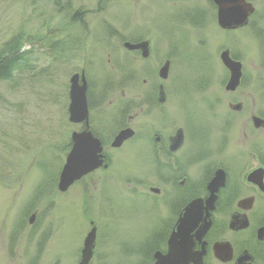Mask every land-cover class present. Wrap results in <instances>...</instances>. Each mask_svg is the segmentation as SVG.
I'll return each mask as SVG.
<instances>
[{
  "label": "rangeland",
  "instance_id": "374dc122",
  "mask_svg": "<svg viewBox=\"0 0 264 264\" xmlns=\"http://www.w3.org/2000/svg\"><path fill=\"white\" fill-rule=\"evenodd\" d=\"M247 1L255 8L247 25L222 29L211 0H0V48L16 34L22 40L11 75L0 80V264H77L92 227L91 264H140L137 250L153 243L143 242L178 214L156 161L158 144L178 128L184 143L173 158L191 159L185 177L197 193L205 162L240 182L234 202L251 194L244 176L264 160V128L251 121L264 118V0ZM132 38L147 42L148 56L122 46ZM223 50L242 66L234 91L224 89ZM81 71L106 167L60 192L70 135L83 128L67 112L69 79ZM123 128L133 136L111 147ZM198 149L203 161L193 160ZM247 214L251 224L264 219L262 198Z\"/></svg>",
  "mask_w": 264,
  "mask_h": 264
},
{
  "label": "water",
  "instance_id": "95a60500",
  "mask_svg": "<svg viewBox=\"0 0 264 264\" xmlns=\"http://www.w3.org/2000/svg\"><path fill=\"white\" fill-rule=\"evenodd\" d=\"M217 5V23L222 29H237L248 23L250 15L254 9L250 3L245 0H212ZM124 47L133 50L141 49L142 57L148 55L147 42L143 41L139 44L124 43ZM220 61L229 72V78L225 84L226 91H234L240 85L242 77V66L237 60L231 58L228 50L221 51L219 55ZM169 62L166 61L159 69L158 76L161 79L167 77ZM159 94L162 95V86H160ZM68 120L74 124H82L80 131H74L70 135V149L65 156V161L59 171L57 179V190L66 191L75 181L80 180L88 173L100 168L106 167L103 146L100 140L93 136L89 126V108L87 102V83L84 72L74 73L69 79L68 92ZM161 101V100H160ZM232 109H240L239 104L232 106ZM251 121L254 127L264 128V119L260 117H252ZM133 136L130 128L121 129L113 138L111 147L118 148L124 141ZM183 142V132L177 130L174 137L171 138L169 146L170 151L177 150ZM246 181L256 185L264 192V169L258 167L250 171L246 176ZM225 173L222 169H217L213 178L208 183L209 197L206 200L207 206L211 209L215 200V193L224 186ZM155 192V190H152ZM243 210H248L252 204V198H243L237 203ZM35 212L32 213L29 223L31 224ZM201 218V200L194 199L186 205L179 214L171 234L167 241V250L165 253L155 252L153 255V264H201L200 256L196 257L191 252L192 237H200L208 227V223L203 226L199 225ZM240 228L244 227L247 219L244 215L240 218L235 215L230 220V227L234 228L237 223L241 222ZM95 243V227H92L86 234L81 250L80 264H87L92 256ZM228 247L227 252L230 253ZM222 260H228L229 256L223 257L217 254Z\"/></svg>",
  "mask_w": 264,
  "mask_h": 264
},
{
  "label": "flooded vegetation",
  "instance_id": "af4514ba",
  "mask_svg": "<svg viewBox=\"0 0 264 264\" xmlns=\"http://www.w3.org/2000/svg\"><path fill=\"white\" fill-rule=\"evenodd\" d=\"M128 41V40H127ZM125 42V41H124ZM124 42L122 46L124 47ZM130 42V41H129ZM133 43V41H132ZM126 48V47H124ZM130 52L134 53H142L141 49H133L130 50L126 48ZM142 56V55H141ZM160 85L157 86V94L158 98L160 97L159 94ZM153 98V97H152ZM155 102V99L153 98V101ZM176 129L173 135H170L167 138V141L164 143L158 144L157 147V153H156V161L157 165L160 170L165 171L164 174L168 175L167 178L163 179V175L160 176L159 180L161 181H169L170 185L172 186V189L176 192V196L173 199L171 203V209H173L177 214L176 220L179 217V214L181 213L182 209L186 207L188 203L193 201L194 199H200L201 200V218L199 225L203 226L205 223H208V227H206L205 232L203 235H201L198 238H195V236L192 237V246H191V252L195 254L196 257L200 256L201 258V264H212L211 262H215L214 264H264V219L256 220L254 224H251V221L248 217V212L251 211L254 207L255 202L258 200V198H262L264 201V192L261 191L256 185L247 182L246 176H244V182L246 185H248L251 188V194L248 196H245L243 198H252V204L250 209L243 210L238 206L239 200L243 198H239L234 202L236 199V194H238V187L239 183L236 185L231 184L229 180V174L226 172V168L224 166L217 167L213 172L208 171L207 177H204V167L205 162L203 163V178L201 180L200 188L201 190L199 193H197L194 189L195 186L192 184H188L187 178L185 177L186 168L192 164L189 158V161L187 163L180 164L178 163L174 158L173 154H175L183 145L184 143V132H183V142L181 146L175 150L170 151L169 146L171 143V138L174 137L177 130ZM95 128L93 126V136L97 137L101 144L102 140L99 138L98 135L94 133ZM160 138H156V142H159ZM252 155L256 157L257 153L253 150ZM105 155V161H107V156ZM257 158V157H256ZM194 160V159H193ZM204 159H202L203 161ZM258 160L261 164V166L264 169V161H261V159L258 157ZM202 161H196V163L202 162ZM195 164V162H193ZM193 165V164H192ZM217 169H222L225 173V182L224 186L220 188L215 193V200L212 203V208L210 209L207 204L206 200L209 197V191H208V183L213 178L214 173L217 171ZM176 174V175H175ZM158 175V174H157ZM175 175V176H174ZM180 176L181 180L176 181L178 176ZM174 176V177H173ZM243 185V184H242ZM155 193H158L157 189H154ZM191 191L189 194V197L185 200H179L178 194L186 193L187 191ZM178 207L181 209L178 210ZM228 213V217L225 219V215ZM237 215L239 218L244 215L247 219V222L245 223L244 227L240 228L239 222L236 224L234 228L230 227V220L232 216ZM173 223V226L176 223ZM168 226V225H167ZM173 226L171 228H167L165 225V229L162 230L163 233H159L158 237L153 238V240L148 239L147 241H144V243H148L149 241H153L151 244L150 249V256H151V262L149 264H153V255L155 252H161L165 253L167 250V241L171 234V231L173 229ZM158 243V244H157ZM160 244H163V248H158ZM231 250L228 254L227 249ZM154 249V251H153ZM222 254L223 257L229 256L228 260H222L219 257H217V254ZM93 256V255H92ZM92 256L89 259L87 264H91ZM81 261V254L80 258L77 262V264H80ZM193 264V263H190Z\"/></svg>",
  "mask_w": 264,
  "mask_h": 264
},
{
  "label": "trees",
  "instance_id": "16d2710c",
  "mask_svg": "<svg viewBox=\"0 0 264 264\" xmlns=\"http://www.w3.org/2000/svg\"><path fill=\"white\" fill-rule=\"evenodd\" d=\"M128 41L132 42L133 39H128ZM21 44H22L21 37H20V35L16 34L8 42L4 43L2 45V47L0 48V80L8 79L9 76L11 75V72L14 69L15 64L18 61L17 60V53L20 50ZM233 57L235 58L234 55H233ZM87 100H88L89 107L92 106L91 105L92 99H91L89 86L87 88ZM94 133L96 135H98V133L96 131H94ZM195 154H196V155H194L195 158L193 157L194 160H198V158L203 159V158L207 157L204 149L203 150L198 149V151H196ZM260 159H261V157H260ZM261 161H264V160L261 159ZM208 171H211L208 167L204 168V177H207ZM190 192L191 191L189 190L186 193L184 192L182 194H178V199L180 201L183 199L185 200L186 198L189 197ZM158 233H159V230H158V232L155 231L153 234H151L149 239L153 240V238H155ZM149 242H151V241H149ZM144 249H145V247H144ZM137 252L140 253V255L142 257V259H141L142 262H140V264H149L151 262L150 252H147V253L145 251L143 252L142 248H140V250H137Z\"/></svg>",
  "mask_w": 264,
  "mask_h": 264
},
{
  "label": "bare ground",
  "instance_id": "6f19581e",
  "mask_svg": "<svg viewBox=\"0 0 264 264\" xmlns=\"http://www.w3.org/2000/svg\"><path fill=\"white\" fill-rule=\"evenodd\" d=\"M247 3H250L251 4V6L253 7V9H254V11H253V13L250 15V17H249V19H248V22L250 21V18L252 17V15L254 14V12H255V8H254V6H253V4L251 3V2H249V1H247V0H245ZM211 2H212V4L215 6V9H216V13H215V18H216V23H217V5L216 4H214L213 3V1L211 0ZM247 25V24H246ZM246 25H244V26H246ZM217 26L219 27V25H218V23H217ZM133 39V43L132 42H129V41H125V42H129V43H132V44H139V43H142L143 41H139V38H132ZM124 42V43H125ZM148 56V55H147ZM231 56V55H230ZM143 58H145V57H143ZM231 58L232 59H234V60H236V58H234L233 56H231ZM166 62V61H165ZM264 119V118H263ZM258 168V167H257ZM255 169V168H254ZM252 171V170H251ZM249 173V172H248ZM181 208L180 207H178V210H180Z\"/></svg>",
  "mask_w": 264,
  "mask_h": 264
}]
</instances>
